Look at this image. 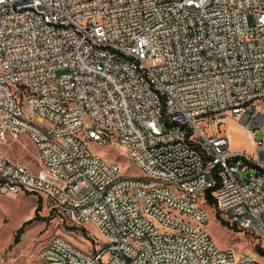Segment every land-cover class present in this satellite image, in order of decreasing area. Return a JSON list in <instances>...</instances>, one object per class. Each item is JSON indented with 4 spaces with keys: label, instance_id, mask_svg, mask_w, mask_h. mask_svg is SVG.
<instances>
[{
    "label": "built area",
    "instance_id": "built-area-1",
    "mask_svg": "<svg viewBox=\"0 0 264 264\" xmlns=\"http://www.w3.org/2000/svg\"><path fill=\"white\" fill-rule=\"evenodd\" d=\"M21 136L40 170L0 152V194L103 238L39 264H264V0H0V144ZM208 209L254 253L218 248Z\"/></svg>",
    "mask_w": 264,
    "mask_h": 264
},
{
    "label": "rangeland",
    "instance_id": "rangeland-1",
    "mask_svg": "<svg viewBox=\"0 0 264 264\" xmlns=\"http://www.w3.org/2000/svg\"><path fill=\"white\" fill-rule=\"evenodd\" d=\"M251 23V18L249 19ZM60 71L57 72V75ZM224 129L233 150L243 151L247 154H254V149L250 138L247 135L246 128L236 120L227 118ZM259 135L257 134V139ZM93 153L98 154L108 161L117 160L122 173L130 175H139L140 171L131 165L126 159L118 155L115 150L108 148H98L94 144L90 146ZM0 152L11 161L21 162L34 173L39 172V164L36 152L29 140L21 136L18 140L8 139L0 144ZM248 172L241 170L243 177ZM85 190L80 195L85 194ZM37 198L28 193H19L16 195L0 194V261L3 264H39L37 254L39 250L54 236L68 240L74 245L89 249L94 246V240L103 241L99 231L93 225L76 226L65 222H60L52 214L39 208L37 210ZM181 216L178 211L174 212ZM209 220L205 226L206 231L212 238L215 245L220 249L227 247L234 248L237 252H253L255 242L246 234L236 229H227L216 220L217 217L208 209ZM183 217V216H182ZM30 222L24 227L20 236L19 243L14 244L16 231L25 222Z\"/></svg>",
    "mask_w": 264,
    "mask_h": 264
},
{
    "label": "trees",
    "instance_id": "trees-1",
    "mask_svg": "<svg viewBox=\"0 0 264 264\" xmlns=\"http://www.w3.org/2000/svg\"><path fill=\"white\" fill-rule=\"evenodd\" d=\"M206 201L208 202V204H209L211 207H213V205H214V199H213V196L211 195V192H208V193H207ZM39 208H40V207L38 206V207H37V210H38ZM216 217H217V215H216ZM216 220L220 223L221 226H223V227H227V229H230V230H232V229H233V230L236 229L235 226L225 224L224 222H221L220 220H218V218H217ZM28 223H30V222L28 221V222L23 223L22 226L16 231L15 236H14V244L19 243L20 236H21V234H22L23 231H24V227H25ZM252 241L255 242L254 238H252ZM256 249H257V248H256Z\"/></svg>",
    "mask_w": 264,
    "mask_h": 264
},
{
    "label": "crops",
    "instance_id": "crops-1",
    "mask_svg": "<svg viewBox=\"0 0 264 264\" xmlns=\"http://www.w3.org/2000/svg\"><path fill=\"white\" fill-rule=\"evenodd\" d=\"M38 259V258H37Z\"/></svg>",
    "mask_w": 264,
    "mask_h": 264
}]
</instances>
